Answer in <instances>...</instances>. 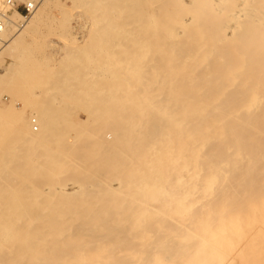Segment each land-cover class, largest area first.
I'll list each match as a JSON object with an SVG mask.
<instances>
[{"label":"bare ground","instance_id":"obj_1","mask_svg":"<svg viewBox=\"0 0 264 264\" xmlns=\"http://www.w3.org/2000/svg\"><path fill=\"white\" fill-rule=\"evenodd\" d=\"M120 1L81 0L96 28L76 51L95 54L53 73L91 120L0 108L18 124L0 127V264H264V0H122L111 23ZM60 162L85 183L44 191Z\"/></svg>","mask_w":264,"mask_h":264},{"label":"rangeland","instance_id":"obj_2","mask_svg":"<svg viewBox=\"0 0 264 264\" xmlns=\"http://www.w3.org/2000/svg\"><path fill=\"white\" fill-rule=\"evenodd\" d=\"M1 1L3 3V0ZM118 4V7L112 8L106 12L111 23L122 22L124 16L129 12V8L124 1L121 0ZM43 5H39V10H36V14L33 13L26 18H21V20L18 19V22L23 25L21 29L25 26V30L23 29V33L20 35L23 41L22 43L20 42L21 44H18L19 47L16 49L13 48V50H15L14 52L9 48L4 49L5 52H3V50L0 51V54H3L0 55V108L3 107V109H5L13 105L15 109L21 112V119L25 120L32 118V110L42 103L51 102V100H53L52 102L54 104L62 107L65 106L63 102L70 100L68 102V104H70L66 105L65 109L68 110V115L72 120L90 119L91 117H88L83 103L79 105L81 101L79 102V100L76 99L78 101L74 100L76 102H73V100L69 98L66 99L64 96H60V94H62L61 89L66 85L60 83V81L64 82V80H58L57 78L59 77L57 76V78H55L54 76L56 75H53V73L58 74L56 71H59L61 78H64L63 74H65V72L80 70L79 68L82 67L80 65L87 60L86 56L95 54L92 52L88 54L77 53L79 51H76V49L82 46L85 40V43H87L93 37L96 22L93 19L91 11H88L85 5H82L81 0H50V2ZM1 6L2 4H0V7ZM13 12L14 11L9 12L8 15ZM78 44L80 46H77ZM21 45L24 46V50L27 49L22 56L21 51L23 47ZM15 52H17V54ZM20 56L28 61L30 67L23 75L19 73L21 76L20 78L18 77V79L15 75H12V72H8L12 70V68L10 69V62L15 57ZM7 67L9 70H6ZM100 69L105 71L104 68ZM100 69H94L93 66H90V68L87 67L85 71L88 72L89 75L95 71L103 74V71ZM62 71L64 73H62ZM13 73L15 72L13 71ZM49 74L50 76H47ZM45 76L48 78L50 77V83L48 82L49 86L45 84L47 83L45 82ZM14 78L17 79L15 80ZM76 82L77 79L75 78L74 83ZM76 84L75 86H77ZM50 86L51 88L53 87L52 90H50ZM72 103H74L73 105H75V107L72 106ZM65 104L67 103L65 102ZM34 119L35 118H33V120ZM0 127L17 128L18 124L13 122L10 117L0 113ZM70 140L72 141V139ZM58 166L60 169L54 172L49 171L47 174L51 173L54 176L59 175L61 179H58L57 182L51 185L45 183L41 185L40 188H43L44 191L49 192L50 189L58 188L63 184H68L67 187L72 189L73 186H77L78 184L76 182L73 183L75 179L79 181V183H85V179H83L82 175L79 174L72 178V173L62 171L61 162L58 163ZM35 172L42 173L40 170ZM42 182L43 181H41V183ZM89 189L94 190L95 187L91 186ZM73 263H78V261L69 260L64 264Z\"/></svg>","mask_w":264,"mask_h":264},{"label":"built area","instance_id":"obj_3","mask_svg":"<svg viewBox=\"0 0 264 264\" xmlns=\"http://www.w3.org/2000/svg\"><path fill=\"white\" fill-rule=\"evenodd\" d=\"M42 1L43 0H4L0 7V33L6 27L9 12H19L26 18L34 13Z\"/></svg>","mask_w":264,"mask_h":264}]
</instances>
